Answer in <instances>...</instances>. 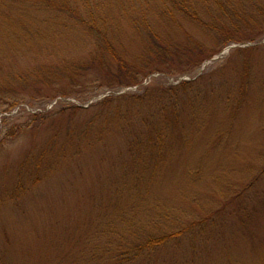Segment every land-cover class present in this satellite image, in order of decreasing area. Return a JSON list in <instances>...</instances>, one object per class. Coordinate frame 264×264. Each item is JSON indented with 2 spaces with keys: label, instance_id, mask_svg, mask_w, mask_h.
Instances as JSON below:
<instances>
[{
  "label": "rangeland",
  "instance_id": "rangeland-1",
  "mask_svg": "<svg viewBox=\"0 0 264 264\" xmlns=\"http://www.w3.org/2000/svg\"><path fill=\"white\" fill-rule=\"evenodd\" d=\"M107 1L97 10L109 25L119 22L115 32L124 49L139 55L143 42L127 32L131 26L119 14L121 7L139 14L133 1L119 8ZM41 5L0 0V264H84L94 257L84 238L94 244L100 235H89L97 227L98 201L112 204L110 188L133 156L125 123L99 135L97 122L107 125V118L97 117L96 104L107 96L123 104L121 95L151 99L159 92L177 103L185 132L165 145L154 197L135 204L136 211H168L165 219L147 223L152 229L182 228L174 223L183 210L212 217L204 233L191 225L151 263L264 264V32L254 41L230 42L199 65L174 64L176 76L152 72L138 84L110 88L105 76L77 67L93 45L86 26ZM185 29L214 47L194 25ZM175 37L184 40L181 33ZM183 80L192 81L189 90H168ZM124 169L129 183L132 170Z\"/></svg>",
  "mask_w": 264,
  "mask_h": 264
},
{
  "label": "trees",
  "instance_id": "trees-1",
  "mask_svg": "<svg viewBox=\"0 0 264 264\" xmlns=\"http://www.w3.org/2000/svg\"><path fill=\"white\" fill-rule=\"evenodd\" d=\"M122 1L107 2H114V6L119 8L125 0ZM132 1V9L137 10L139 14H132L129 9L122 7L119 14L120 18L131 26L127 32H133L143 42L140 54L135 56L126 52L121 38L115 32L116 28H120L119 22L109 25L107 17L104 19L106 14L100 13L101 0H40L45 9L75 16L86 26L93 45L85 65L77 67L105 76V85L110 88L138 84L152 72L176 76L180 68L174 69V64L186 68L199 65L213 52L230 42L254 41L264 32V0ZM99 6L100 9L97 10ZM81 8L85 12L80 15L78 12ZM153 8L155 11L148 13ZM185 24H192L199 32L208 34L214 47L209 49L185 29ZM109 28L114 31H109ZM180 33L183 35V41L175 37ZM191 83L190 80H183L178 85L167 88L169 91H187ZM144 95L145 93L121 95L124 98L123 104H115L117 96H107L96 104L100 109L97 117L107 118V125L103 121L97 122L99 135L101 136L102 130L109 125L125 123L128 130L126 146L133 156L129 159L130 164L121 166L122 177L115 180L110 188L112 204L103 206V201H98L95 212L97 227L95 233L90 231L89 235H100L95 237L94 244H91L92 238H84L85 249L96 257L94 255L93 258L86 259L84 264L91 261H96L97 264H152L156 252L178 243L181 240L179 235L188 234L191 225L197 228L198 233H204L205 219L212 217L211 212H205L206 214L200 217L197 214L200 211L187 214L188 212L183 210L180 223H174L177 226L183 225L182 228L169 229L160 225L152 229L147 227V223L149 226L157 219H165L168 211L153 207L141 210L143 217L136 211L135 204L152 200L154 197L153 186L158 178L155 169L162 161L165 145L175 133V136L179 137L185 132L182 122L180 124V114L175 109L176 102L170 104V98L164 99L161 92L151 99H146ZM143 109L146 113L140 120L135 121L132 113L139 115ZM189 115L192 119L196 118L192 111ZM126 167L132 170L129 183L128 180H123V177L127 176L124 169ZM125 188L129 189L128 193L124 192ZM124 199H131L132 203ZM217 218H220V215ZM139 257L142 258L141 261Z\"/></svg>",
  "mask_w": 264,
  "mask_h": 264
}]
</instances>
